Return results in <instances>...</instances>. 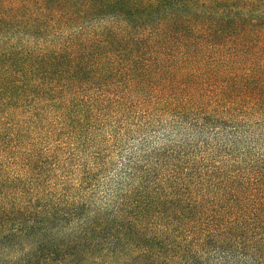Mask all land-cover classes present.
Returning a JSON list of instances; mask_svg holds the SVG:
<instances>
[{
  "label": "trees",
  "instance_id": "1",
  "mask_svg": "<svg viewBox=\"0 0 264 264\" xmlns=\"http://www.w3.org/2000/svg\"><path fill=\"white\" fill-rule=\"evenodd\" d=\"M0 264H264V0H0Z\"/></svg>",
  "mask_w": 264,
  "mask_h": 264
}]
</instances>
